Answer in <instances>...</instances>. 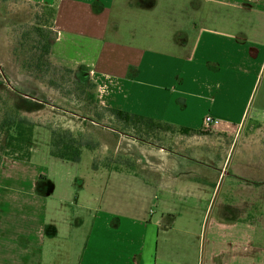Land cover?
Wrapping results in <instances>:
<instances>
[{"label":"crops","instance_id":"1","mask_svg":"<svg viewBox=\"0 0 264 264\" xmlns=\"http://www.w3.org/2000/svg\"><path fill=\"white\" fill-rule=\"evenodd\" d=\"M20 1L54 9L51 60L94 85L89 114L61 126L97 141L78 163L50 157L44 109L25 111L29 157L0 163V264H264L261 129L246 130L264 126V0ZM104 109L194 133L168 149L108 128L123 126ZM198 142L210 156L191 157Z\"/></svg>","mask_w":264,"mask_h":264},{"label":"rangeland","instance_id":"2","mask_svg":"<svg viewBox=\"0 0 264 264\" xmlns=\"http://www.w3.org/2000/svg\"><path fill=\"white\" fill-rule=\"evenodd\" d=\"M50 23V17L45 7L20 0H0V120L14 110H17L18 114L25 117V111L31 108L34 110L38 107L39 109L43 108L45 114L41 116L39 113V116L34 118V123L40 127L36 129L34 136L35 143L39 146L46 142L47 137H50L47 127L49 131L54 126H56L55 129L67 130V127L61 126V124H64V121H62L63 115L64 117L67 114L69 117L79 118L87 116L90 112L89 105L93 104V90L87 86L88 84H85L87 86L85 88L79 87V82L73 73L68 71L67 67L53 62L51 54L41 58L42 52H40V46L37 44L38 36L32 33V28L36 25H42L46 32L52 33L53 31L48 29V26L51 25ZM38 63L40 65L36 67ZM32 97L39 103L28 104L27 98ZM51 115L53 118L50 117ZM44 117L52 118L53 121L48 124L50 119L45 120ZM56 118L60 121H56ZM106 125L113 131L125 134L128 137L156 143L168 149L177 150L180 143L178 139L181 138L182 140V137H184L178 132L169 131H156L150 132V134L142 126L135 128L121 127L115 122ZM68 127H71L70 123ZM259 129L261 130L256 133V136H259L256 144L257 151L253 153L257 154L258 161L262 160L264 162V137L261 136V133L264 132V126L251 124L246 127L249 134H254ZM71 134L74 135V133ZM201 134L202 132L198 133V135ZM169 135L174 136L172 137L173 139H166ZM85 136L83 142L87 141L92 144L97 141V137L94 139L90 135ZM87 137L89 138L87 139ZM200 144L201 142H198L195 144L197 146L190 148L191 157L210 156L211 152L206 150V146ZM3 146L4 136L0 134V150ZM84 156V159L87 158L88 160L89 156L85 151ZM236 157L237 155H232V160L234 161ZM108 158L109 163H114L117 167L123 163L121 158L114 156ZM89 164L91 165V163ZM261 165V163H251V173L258 175V178L264 180V167L262 168ZM122 166L124 167L123 164ZM261 168L262 170L260 171ZM228 180H232V177L226 176L224 179L213 180L217 197L228 190ZM213 209H215V206ZM85 230L83 228L77 232L75 237L70 236L62 240L72 242L71 250L66 254L67 258L71 256L72 246L76 245L78 238H84ZM55 257L60 258L58 264L63 263L61 255ZM70 264H73V259Z\"/></svg>","mask_w":264,"mask_h":264},{"label":"trees","instance_id":"3","mask_svg":"<svg viewBox=\"0 0 264 264\" xmlns=\"http://www.w3.org/2000/svg\"><path fill=\"white\" fill-rule=\"evenodd\" d=\"M47 13L50 17L51 25L48 26L49 31H52V20L54 15V9L51 7H46ZM32 33L38 36L37 44L40 46V52H42L41 58L43 56H48L51 54L53 32H46L42 25H36L32 28ZM52 36V37H51ZM40 64H36L38 67ZM70 71V70H68ZM72 72V71H70ZM79 87L85 88L87 86L93 89L94 85L85 83H79ZM36 100L32 98H27V103L31 105ZM92 102L93 96H92ZM32 109V108H31ZM108 116L113 117L116 121L121 123L124 127H137L142 126L147 133L153 132H179L176 131L171 125L166 123L154 121L140 116L130 115L124 112L104 109L103 110ZM97 120L98 119V116ZM34 124L30 122L27 118L18 114L17 110H14L9 115H5L0 120V134L4 136V146L0 150V163L3 157H10L14 159H27L29 157V149L32 142ZM181 134L188 135L189 133H194L189 130H180ZM150 133V134H151ZM91 143L83 142L78 137L76 138L67 130L53 129L50 131L49 139V156L53 158L60 159L65 162L78 163L81 158L82 149H91Z\"/></svg>","mask_w":264,"mask_h":264},{"label":"built area","instance_id":"4","mask_svg":"<svg viewBox=\"0 0 264 264\" xmlns=\"http://www.w3.org/2000/svg\"><path fill=\"white\" fill-rule=\"evenodd\" d=\"M212 119L210 117H206L203 121L204 129H208L210 125L212 124Z\"/></svg>","mask_w":264,"mask_h":264}]
</instances>
